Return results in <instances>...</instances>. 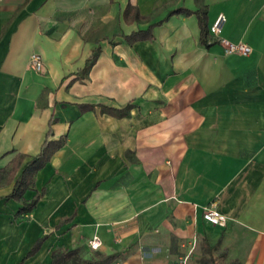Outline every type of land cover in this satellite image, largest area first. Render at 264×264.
Segmentation results:
<instances>
[{"label": "crops", "instance_id": "1", "mask_svg": "<svg viewBox=\"0 0 264 264\" xmlns=\"http://www.w3.org/2000/svg\"><path fill=\"white\" fill-rule=\"evenodd\" d=\"M220 12L219 35L247 55L211 33ZM61 138L15 217V178ZM212 203L224 226L204 220ZM75 248L119 253L110 264H264V0H0V264Z\"/></svg>", "mask_w": 264, "mask_h": 264}, {"label": "trees", "instance_id": "2", "mask_svg": "<svg viewBox=\"0 0 264 264\" xmlns=\"http://www.w3.org/2000/svg\"><path fill=\"white\" fill-rule=\"evenodd\" d=\"M188 12V10H185ZM195 14L198 18L199 25H200V39L201 42L207 43V30L205 26V17H206V7L201 5L199 8H197L195 11ZM172 13V12H171ZM135 38V36L133 37ZM98 52L95 51L93 54H91V57L87 61L84 71L87 72L94 62L97 59ZM130 105L127 104L122 109L121 108H109L108 111H110L111 114L121 116L126 114V109H128ZM63 142V138H61L57 143L52 144L51 141H44V143L41 146V149L39 153L33 155L30 157V159L25 163V166H23L22 170H20L19 175L15 178L13 189L11 193L9 194V197H14L18 201H20L21 205L18 208V210L15 213V217H19L23 214H29L37 204L40 196L42 195V192H36V194L30 198L29 200L25 199L23 197V191L25 188H30L33 186L34 181V174L37 170H39L40 167H42L45 162L48 160L51 152L59 147L61 143ZM25 157V154L18 153L16 156H14V159L12 161L11 166V172H16L18 168L20 167L23 159ZM44 238L41 237L37 240L35 245L33 246L31 251H34L41 240ZM79 251L77 248L75 249H54L52 251L51 255V262L50 264H110L113 262L118 256L119 253H110V254H102L98 252H94V254L88 258H82L79 254ZM217 257L213 258L210 257L209 261L206 264H216ZM226 264H234L233 262H226Z\"/></svg>", "mask_w": 264, "mask_h": 264}, {"label": "built area", "instance_id": "3", "mask_svg": "<svg viewBox=\"0 0 264 264\" xmlns=\"http://www.w3.org/2000/svg\"><path fill=\"white\" fill-rule=\"evenodd\" d=\"M225 19V13L220 12L210 27L211 33L217 38L225 54L247 55L251 51V47L248 44L246 45V43L243 42H235L219 35V31ZM28 64L29 67H31L35 71L44 70L43 59L41 57V54H39L38 52H32L29 55ZM202 215L205 221L212 224L219 226H224L226 224L227 216L219 211L214 203L208 206H204ZM88 246L91 249H98L101 247V240L99 239V237L93 236L92 238H89ZM186 259L187 256H184V258L180 259L178 264H185Z\"/></svg>", "mask_w": 264, "mask_h": 264}, {"label": "rangeland", "instance_id": "4", "mask_svg": "<svg viewBox=\"0 0 264 264\" xmlns=\"http://www.w3.org/2000/svg\"><path fill=\"white\" fill-rule=\"evenodd\" d=\"M220 264H222V263H220Z\"/></svg>", "mask_w": 264, "mask_h": 264}]
</instances>
